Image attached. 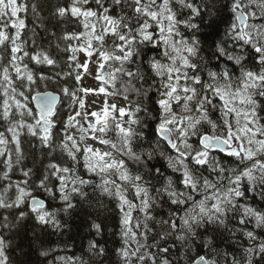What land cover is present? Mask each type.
Masks as SVG:
<instances>
[{
	"label": "snow or ice",
	"instance_id": "1",
	"mask_svg": "<svg viewBox=\"0 0 264 264\" xmlns=\"http://www.w3.org/2000/svg\"><path fill=\"white\" fill-rule=\"evenodd\" d=\"M29 8L47 32L0 0V264H72L45 236L97 191L122 264H264V0H71L52 15L83 30L51 32L55 52ZM93 57L100 86L78 87ZM95 92L127 107L89 112Z\"/></svg>",
	"mask_w": 264,
	"mask_h": 264
},
{
	"label": "trees",
	"instance_id": "2",
	"mask_svg": "<svg viewBox=\"0 0 264 264\" xmlns=\"http://www.w3.org/2000/svg\"><path fill=\"white\" fill-rule=\"evenodd\" d=\"M71 0H18V3H27L29 6L33 3H36L41 9L40 15L43 17L44 24L48 28L46 32L43 28L39 26L38 21H34L33 15L29 8L27 14L21 12L19 17L26 19L27 29L25 34L31 36L32 29H35L37 36L36 41L37 45L40 47L47 48L49 46V41H52L53 47L52 51L55 52V38L51 36V32H56L59 35L61 32L66 30H80L82 27L75 22H72L69 18L64 20H58L54 18L52 13L57 6H63L69 4ZM7 19V17H5ZM58 25V26H55ZM11 31V29L9 28ZM63 47V43L61 44ZM64 53H59L61 57V65L64 64L62 57ZM110 72V69L105 67L104 70ZM60 69L58 68L57 71ZM68 68H64V71H68ZM75 71H73V76ZM68 79V84H72L74 81L70 78ZM81 87V85H77ZM112 93L114 89L111 85H108ZM121 88L120 80L116 81V89ZM114 98L123 100L120 95H111ZM135 99V97H132ZM65 111L73 112L74 109H69L67 107L68 100L65 98ZM110 136L114 138V133H109ZM60 153L55 154V159L60 157ZM91 202L85 204L83 207L78 208L77 211L69 218L65 217L66 226L62 233H53L49 229L48 234L45 236L46 244L53 249H57L61 257H67L72 264H122L119 255H117L118 249L122 246V237H121V225L119 224V214L118 211L114 208V201L109 199L107 196H102L99 191L91 193ZM38 198H41L44 194L41 192L35 193ZM100 201H103V207L100 205ZM135 215V213H134ZM93 221L99 223L103 222V228L101 234L97 235L95 230L91 228ZM29 225L32 224V221L27 222ZM37 232L39 228L37 227ZM32 232L29 229L28 236L31 237ZM97 242L98 247H102L106 250L105 254L102 256L96 255L93 251L89 250V241ZM50 242V243H48ZM223 247L227 248V244H224ZM27 251V249H25ZM55 255V253H53ZM22 259L28 261V264H33L38 259L36 253H32L29 256L23 257ZM39 259H44L39 257ZM57 264H64V262L57 261Z\"/></svg>",
	"mask_w": 264,
	"mask_h": 264
},
{
	"label": "rangeland",
	"instance_id": "3",
	"mask_svg": "<svg viewBox=\"0 0 264 264\" xmlns=\"http://www.w3.org/2000/svg\"><path fill=\"white\" fill-rule=\"evenodd\" d=\"M80 60H83V55L82 54H77ZM91 75L86 76L83 79V83L81 85V87H88V88H93L96 89L98 88V86H100V82L95 78L96 76V71H97V60L95 57L92 58L91 60ZM105 73H108V69L104 70ZM107 91H110V89L108 88V86H106ZM81 95H83L81 93ZM107 102L108 104H116L118 107H127V104L125 103V101L119 100L118 98H114L113 96L110 95H104L101 94L99 92H95L92 94H89L86 97V104H87V111H99L101 110L102 106L104 105V103ZM117 118L118 114H117ZM85 143L87 144H92L93 142L89 139L86 140ZM96 147H100V145H94Z\"/></svg>",
	"mask_w": 264,
	"mask_h": 264
}]
</instances>
